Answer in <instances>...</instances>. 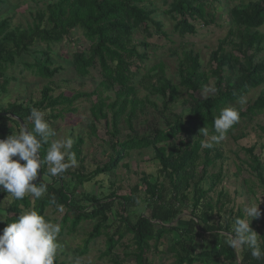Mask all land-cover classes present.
Here are the masks:
<instances>
[{
	"label": "rangeland",
	"instance_id": "obj_1",
	"mask_svg": "<svg viewBox=\"0 0 264 264\" xmlns=\"http://www.w3.org/2000/svg\"><path fill=\"white\" fill-rule=\"evenodd\" d=\"M57 1L3 0L0 23L8 20L9 32H27L33 27L36 16L46 12L47 7ZM260 1H211L207 5L206 11L208 15L206 20L209 25H204L203 22L199 21L195 22L196 33L181 36L176 31L179 18L167 15L172 0H145L144 7L151 14V18L161 24L164 35L158 33L156 27L152 25H150V31L141 28L134 30L132 46L138 48L144 55V60H133L130 68L133 82L125 90H121L105 80L98 65L90 69L88 77L80 78L77 76L74 65L75 54L83 52L88 54L92 47V44L84 39L80 31L75 30L70 37L65 38L60 44L50 47L37 42L25 52L18 51L15 56V65L10 67L5 78L0 80V87L5 80L9 81L6 87L7 92L3 94L0 90V111L6 110L15 103L31 108L34 103L41 101L42 92L47 87L52 88L51 96L53 98L72 99L74 96H80L73 105L65 103L56 109L46 110V119L55 132V136L51 137L50 140L71 137L73 140L72 148L77 145L79 140H82V145L79 147L81 162L76 159L77 165L69 168L64 173L66 176L63 178H52L49 182L48 175H46L43 180L54 186L61 183L68 185L70 190L75 189V198L83 201L85 196L96 197L100 202L111 199L110 195L112 194L117 198L130 196L133 189L138 187L139 203L136 207L129 209L126 214L134 223L139 217L146 214L152 202L142 179H147L151 186L158 187L164 194L166 202H169L171 198L172 190L168 180L161 173L155 148L126 151L123 160L118 163L114 171L94 176L87 182L79 183L73 175L78 172L81 176H87L98 167L108 164L113 154L111 146L113 139H115L111 135L114 112L123 111L117 117L118 133L116 140L120 143H124L136 135H149L154 128L166 129V119H164L162 112L164 104L170 100V93L169 90H166V97H164L157 92L156 86H160L161 82L164 86L175 87L174 98L168 104L170 110L165 117L169 118L170 115H174L180 117L184 123L187 122L190 114L189 93L180 86L178 77V67L185 52H193L197 55L202 65L201 86L195 96L202 100L214 96L215 80L212 72L215 65L211 62V55L223 47L221 54L230 58L231 66L235 65L237 58L238 63L243 62V58L238 57V53L234 51L238 48L237 42L222 45L229 31L234 28L230 17L231 11L234 8H244L251 3ZM256 34L258 38L262 39L261 44L264 47V28L256 31ZM143 44L148 47H143ZM8 48L15 50L12 43L8 44ZM259 57L264 61V50ZM45 58L50 59L52 69H60V72L52 80L41 79L35 73V65ZM227 69V75L232 76L233 81H235L239 75L238 71L231 68ZM262 94H264V82L248 92L245 96L247 98L245 105H240L237 102L233 105L245 110ZM114 102H117V105L112 107ZM99 104H101L102 115L97 112ZM62 111L64 112L62 113ZM21 123L20 127L22 125H27L29 129L32 127L27 117ZM6 125L8 126L6 136L19 131L17 125L8 123ZM262 129H264V115L252 117L232 129L226 138L215 144L213 148H201V158L204 159L206 157L205 152L209 151L212 164L208 168L207 178L202 182H198V178L195 179L185 189L184 198L175 202L180 215L174 226L186 227L193 212L197 214L202 212V207L198 210L193 209L194 196L198 190H202L207 195L201 205L209 203L212 209L209 213L211 216L210 224L222 228L229 226V230L223 231V238H220V240H225L226 234L232 230L233 219L244 217V208L249 203H259L262 200L260 204L262 215L260 218L251 221V227L260 235L259 240L263 244L264 188L260 185L255 173L249 168L250 158L244 151L253 148L254 154L259 158L264 171ZM192 139L201 142L204 138L197 135ZM157 148H163L165 154L170 152L167 144H160ZM198 164H201V160ZM197 169L199 174L201 169ZM5 196L6 199L0 200L1 216L7 215V209L10 207L8 202L14 201L11 195ZM82 206L88 208L90 203L84 201ZM65 213V208L61 213L56 208L49 207L45 210L44 217L61 225ZM120 214L121 206L117 202L109 214L106 227L101 230L100 236L88 246L86 252H83L84 242L96 221L82 222L72 234H69L67 227L61 230L58 236L60 245L56 259L58 264H136L134 257L136 250L132 235H126L111 256L103 255L106 251L107 236L111 235L116 226L120 225L118 216ZM180 241V235L173 233L167 235L158 244L151 243L148 255L149 263L176 264L175 254L172 253L171 248ZM221 244L219 242L208 245L196 241L190 249L195 257H200L203 250H218ZM243 250L239 249L236 252L240 256ZM204 262H206L205 264H227L224 258H219V260L206 258Z\"/></svg>",
	"mask_w": 264,
	"mask_h": 264
},
{
	"label": "trees",
	"instance_id": "obj_2",
	"mask_svg": "<svg viewBox=\"0 0 264 264\" xmlns=\"http://www.w3.org/2000/svg\"><path fill=\"white\" fill-rule=\"evenodd\" d=\"M215 0H172L167 15L177 16L179 18L176 24V31L179 35H194L196 33L195 22H207V5ZM145 0H58L47 7L46 12L39 13L35 18V23L27 32H9V21L0 23V80L5 78V74L10 67L15 65V56L18 51L25 52L37 42L44 43L49 47L60 44L65 38L72 35L75 30L82 33L84 39L92 44L89 53H76L74 56V65L77 76L86 78L90 74V69L98 65L102 77L113 86L121 90L128 89L132 85L133 75L130 73L133 60H144V55L137 47L132 46V36L136 29L150 31V25L156 27L158 33L162 32V26L151 18V14L144 7ZM3 0H0V12L2 11ZM231 21L234 24L222 45L230 42H237L236 53L238 57L243 58V62L236 58L235 65L231 66L230 58L221 54L223 47H220L211 55V62L214 63V96L207 99H199L195 94L201 86V69L199 57L193 52H185L184 58L178 67V77L180 86L189 93L190 114L187 122H183L178 116L170 115L169 102L174 98L175 87L156 86L157 92L166 97V90H169L170 100L164 104L162 115L166 119V129L154 128L149 135L133 136L126 142L120 143L116 140L117 136V117L123 112H114L113 123L111 124L113 135L112 156L107 165L98 167L93 173L87 176H81L80 173L73 177L79 183L87 182L94 176L104 173H110L117 168L119 162L123 160L124 154L129 150H141L149 147L155 148L156 158L159 162L161 173L168 180L171 187V198L169 202L164 199V194L156 186H151L147 179H142L146 187L147 194L152 199L148 211L145 215L139 217L134 223L127 216L129 209L137 206L139 198L137 196L139 188L133 189L130 196L117 198L114 194L111 199L105 202L99 201L96 197L85 196L84 201L90 203L88 208L82 206L83 200L75 198L74 190L61 183L57 186L48 183V191L40 199H32L26 196L22 201L14 199L13 203L7 209V215L1 216L4 222H0L2 230L8 222H11L16 215H19L25 208H34L41 215L49 207L56 208L50 201L55 199L57 204H62L66 213L61 220V230L68 228L69 234L75 232L78 226L84 221H96L91 233L84 242L83 252L88 250V246L96 240L101 230L106 227L109 220V214L119 202L121 214L119 216L120 225L116 226L111 235L107 236L106 251L104 256H111L117 245L126 237L133 236L135 245L136 264H150L148 255L151 249V243H160L167 235L178 233L181 241L175 244L171 251L175 254L176 264H205L204 259L219 260L224 258L227 262L235 263L237 260L236 250L228 247L224 240H220L223 231H228L229 226L222 228L210 224L212 211L210 204L201 205L205 200L206 193L198 190L194 196L193 209L198 210L202 207V212L197 214L193 212L191 220L186 227L179 228L174 226L180 215L175 202L184 198L185 189L189 184L198 178L202 182L207 178L208 168L212 161L209 158V151H206V157L201 158V142L193 141V137L200 135V129L208 127L212 130L213 118L218 114L219 109L224 106L233 105L240 96H246L248 92L264 82V61L259 55L264 50L261 44L262 39L256 34V31L264 28V0L257 3H251L246 7L234 8L231 11ZM12 43L15 50L9 49L8 44ZM143 47H148L146 44ZM227 68L238 71V77L233 81L232 76L227 75ZM60 72V69H52L50 59L45 58L35 65L36 75L44 80H52ZM9 81L5 80L0 90L3 94L7 92L6 87ZM52 88L47 87L42 92V99L34 103L31 108L36 107L40 110L56 109L58 106L73 103L80 96H74L72 99L53 98L51 96ZM117 102H114V107ZM99 104L97 112L102 115V108ZM30 107L23 104H11L6 110L0 111V114L6 113L8 117H0V136H6L8 124L17 125L20 129V123L11 119V116L18 117L22 122L30 114ZM240 110V120L228 133L236 128L241 122L252 117L264 115V94L253 103L249 104L244 110ZM64 111H62L63 113ZM67 112V111H66ZM70 113V111L68 110ZM58 118L60 117L57 116ZM17 123V124H16ZM227 133V134H228ZM264 137V129H262ZM116 140V141H115ZM160 144H167L170 149L169 154H165L164 149H158ZM82 140H79L76 146L71 149L75 153V158L80 160ZM47 145L41 151L40 156L46 153ZM250 158L249 168L255 173L260 185L264 188V171L259 158L254 154V149L244 150ZM201 160V164L198 162ZM81 162V160H80ZM200 172L198 174V169ZM44 176L47 175L46 169H42ZM66 176V174H65ZM63 174V177H65ZM196 176V177H195ZM5 195H11L7 192H0V200L6 198ZM196 241L204 244L213 245L221 242L218 250H203L200 257H195L191 253V247ZM264 246V240L263 244ZM241 264H264V259L256 260L251 256L248 249L242 253ZM201 258V259H200ZM56 264H58L56 260ZM208 264V263H207Z\"/></svg>",
	"mask_w": 264,
	"mask_h": 264
},
{
	"label": "clouds",
	"instance_id": "obj_3",
	"mask_svg": "<svg viewBox=\"0 0 264 264\" xmlns=\"http://www.w3.org/2000/svg\"><path fill=\"white\" fill-rule=\"evenodd\" d=\"M240 105L247 103L245 96L237 100ZM47 111L31 108L27 117L32 127L22 125L18 132L0 138V190L6 191L17 200L26 196L40 199L48 191V183L43 178L38 183V169L47 170L49 182L52 178H63V174L77 165L75 153L71 152V137L51 139L55 132L46 119ZM240 110L234 105L221 107L213 118L212 130L200 129L202 148H213L226 138L228 131L239 122ZM47 145L41 158L40 151ZM44 175V172H43ZM57 211L63 212L64 206L50 201ZM259 203H249L244 208V217H235L232 230L226 234L224 243L233 250L248 249L256 260L264 259L258 233L251 227V221L261 217ZM0 219V222H4ZM61 225L46 219L34 208H25L11 222L0 230V264H56L58 236Z\"/></svg>",
	"mask_w": 264,
	"mask_h": 264
},
{
	"label": "water",
	"instance_id": "obj_4",
	"mask_svg": "<svg viewBox=\"0 0 264 264\" xmlns=\"http://www.w3.org/2000/svg\"><path fill=\"white\" fill-rule=\"evenodd\" d=\"M8 116H9V115L6 114V113L0 114V117H8ZM11 118H13L14 120L18 121L20 124H22V123H21L22 121H21L18 117H16V116H11ZM42 178H43L42 169H38V177H37V181H34V183H38V182H40V180H42ZM0 187H2V186H0ZM0 192H6V191H2V190H0Z\"/></svg>",
	"mask_w": 264,
	"mask_h": 264
},
{
	"label": "crops",
	"instance_id": "obj_5",
	"mask_svg": "<svg viewBox=\"0 0 264 264\" xmlns=\"http://www.w3.org/2000/svg\"><path fill=\"white\" fill-rule=\"evenodd\" d=\"M4 199H6V198H4ZM9 204H11V203H13V200L12 201H10V202H8ZM242 253H243V251L241 252V255L239 256V254H238V252H236V255H237V260L235 261V263H230V262H227L226 260H224V261H226L225 263H227V264H241V260H242ZM212 262V261H211Z\"/></svg>",
	"mask_w": 264,
	"mask_h": 264
},
{
	"label": "built area",
	"instance_id": "obj_6",
	"mask_svg": "<svg viewBox=\"0 0 264 264\" xmlns=\"http://www.w3.org/2000/svg\"><path fill=\"white\" fill-rule=\"evenodd\" d=\"M0 138H6V137L0 136Z\"/></svg>",
	"mask_w": 264,
	"mask_h": 264
}]
</instances>
